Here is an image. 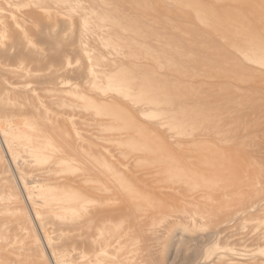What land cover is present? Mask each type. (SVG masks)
I'll return each mask as SVG.
<instances>
[{
  "label": "rangeland",
  "instance_id": "1",
  "mask_svg": "<svg viewBox=\"0 0 264 264\" xmlns=\"http://www.w3.org/2000/svg\"><path fill=\"white\" fill-rule=\"evenodd\" d=\"M0 1V264H264V0Z\"/></svg>",
  "mask_w": 264,
  "mask_h": 264
},
{
  "label": "bare ground",
  "instance_id": "2",
  "mask_svg": "<svg viewBox=\"0 0 264 264\" xmlns=\"http://www.w3.org/2000/svg\"><path fill=\"white\" fill-rule=\"evenodd\" d=\"M26 112L27 111L23 110V108H22L21 110H19V113L13 115L12 118H14L17 123H21V127L22 126H25V128L31 127L34 130H32V132H30V133H28V132L25 131L24 132L25 133L24 134L25 135V137H24L25 140H23L20 143L18 142L19 145L18 144L16 145L18 147V150H17V147L15 149L17 151H19V152L20 151H27V152L32 153V154L39 153V151L41 150V148H43L46 144L49 143V141H48V134L45 131L46 128H45L44 125H42V124L39 125L38 123H36L37 122L36 121L37 118L40 117L41 114L39 115L38 113H34V112H31V111L30 112H27V113ZM5 118H8V117L6 116ZM39 126H40V129L41 130L38 129ZM36 130H38V131H36ZM8 144H10V143H8ZM8 149L9 150L7 152L9 154L10 158H11L12 153L15 154V151L12 152V147H10V145H9V148ZM10 150H11L12 153L10 152ZM14 158L16 159L15 155L12 158V160H14ZM46 172L49 173L50 170H47ZM13 176H15V175H13ZM22 177L20 176L18 178H20L22 180L24 178V177L23 178ZM25 179H27V178H25ZM25 182H26V180H25ZM33 183L34 184H37L35 182H33ZM19 185H21V184H19ZM23 185H22V187H24V189L28 191V188L26 187V185H28V182L26 184H23ZM29 193H27L28 194V197L31 195ZM30 198H32V197L30 196Z\"/></svg>",
  "mask_w": 264,
  "mask_h": 264
}]
</instances>
